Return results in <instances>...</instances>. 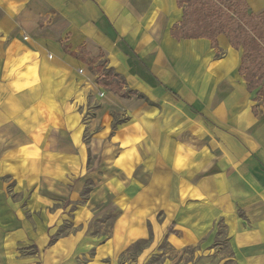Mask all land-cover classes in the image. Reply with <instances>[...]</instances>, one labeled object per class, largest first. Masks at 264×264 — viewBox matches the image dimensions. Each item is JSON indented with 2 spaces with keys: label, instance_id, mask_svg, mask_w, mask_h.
<instances>
[{
  "label": "crops",
  "instance_id": "0c3cea01",
  "mask_svg": "<svg viewBox=\"0 0 264 264\" xmlns=\"http://www.w3.org/2000/svg\"><path fill=\"white\" fill-rule=\"evenodd\" d=\"M181 20L175 0H0V264L209 256L218 223L228 259L264 264V110L241 51L177 40Z\"/></svg>",
  "mask_w": 264,
  "mask_h": 264
},
{
  "label": "trees",
  "instance_id": "16d2710c",
  "mask_svg": "<svg viewBox=\"0 0 264 264\" xmlns=\"http://www.w3.org/2000/svg\"><path fill=\"white\" fill-rule=\"evenodd\" d=\"M175 1L182 9V20L172 28L173 37L177 40L205 38L216 48L217 37L224 35L233 49L241 51L238 74L247 91L254 95L253 101L264 110V11L251 12L246 0ZM80 60L87 62L82 56ZM95 70L100 72L99 66ZM103 78L109 83L98 81V84L119 97L141 98L136 92L123 89L125 84L120 77L103 75ZM252 113L256 114V108Z\"/></svg>",
  "mask_w": 264,
  "mask_h": 264
},
{
  "label": "rangeland",
  "instance_id": "374dc122",
  "mask_svg": "<svg viewBox=\"0 0 264 264\" xmlns=\"http://www.w3.org/2000/svg\"><path fill=\"white\" fill-rule=\"evenodd\" d=\"M224 36V35H223ZM226 38V37H225ZM104 64V62H101ZM105 67V65H104ZM103 71L107 74H110L112 71L107 70L106 68ZM113 73V72H112ZM152 82V81H151ZM153 83V82H152ZM255 105L258 104L257 102L254 103ZM259 106V105H258ZM109 215H106L104 219H106V223L102 226L104 232H109V226L112 222V213L109 211ZM103 218L101 220H104ZM100 226L98 224H93L91 226V230L94 233H98ZM67 226L64 225L62 230L66 232ZM226 231L222 223L217 224V232L216 237L214 240V246L216 247L217 251L212 255L205 256V255H197L196 250L194 248H187L182 253V255H177L179 252H175L168 247L167 244L162 243L159 249L162 251V255H155L151 259H149L147 264H218L221 259L227 258L220 264H234L228 257L231 256L229 252V248L227 245L226 239ZM143 243L136 244L134 247H131L127 250V253L121 260L128 261L129 259H133L139 249L143 246Z\"/></svg>",
  "mask_w": 264,
  "mask_h": 264
}]
</instances>
